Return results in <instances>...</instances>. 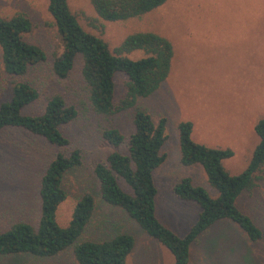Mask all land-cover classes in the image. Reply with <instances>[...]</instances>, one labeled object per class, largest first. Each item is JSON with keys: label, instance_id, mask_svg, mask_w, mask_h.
Here are the masks:
<instances>
[{"label": "rangeland", "instance_id": "obj_1", "mask_svg": "<svg viewBox=\"0 0 264 264\" xmlns=\"http://www.w3.org/2000/svg\"><path fill=\"white\" fill-rule=\"evenodd\" d=\"M47 5V0H0L1 17L23 14L31 20L33 28L24 39L47 55L44 62L29 67L22 77L6 74L0 57V104L10 98L13 83L21 80L34 85L40 94L25 114H39L47 99L57 94L74 105L78 113L74 121L61 127L70 140L63 150L21 129L8 128L0 133V232L19 221L36 224L40 177L59 151L79 149L83 160L79 168L65 176L68 197L57 209V224H68L76 202L84 194L95 197L96 208L85 232L66 251L45 259L0 256V264H74L73 248L80 242L110 239L122 233L130 234L135 242L126 264H173L172 255L123 210L99 200L93 169L112 150L100 131L115 127L126 139L133 128L131 113L103 117L92 112L80 60L67 79L53 74V54L60 51V39ZM68 5L84 30L101 36L111 47L139 31L159 34L173 46L167 80L139 104L155 121L166 118L167 140L162 148L165 162L153 174L156 217L164 227L183 237L200 210L194 203L176 199L171 192L173 185L188 177L211 195L215 192L199 166L181 165L176 126L191 122L194 142L230 149L233 157L223 162L230 175L246 168L258 143L253 127L264 118V0H169L139 19L115 23L99 20L90 0H68ZM124 81L123 75L115 79V101L124 95ZM236 206L259 227L261 239L251 242L236 224L218 222L192 244L189 264H264V170L257 174L254 187L239 196Z\"/></svg>", "mask_w": 264, "mask_h": 264}, {"label": "trees", "instance_id": "obj_2", "mask_svg": "<svg viewBox=\"0 0 264 264\" xmlns=\"http://www.w3.org/2000/svg\"><path fill=\"white\" fill-rule=\"evenodd\" d=\"M168 1L90 0V4L99 20L115 23L139 19ZM47 3L60 39V51L53 54V74L58 79H67L80 60V74L92 112L103 117L131 113L133 128L126 139L115 127L100 131L101 138L112 148L105 161L96 163L93 169L101 203L123 210L146 235L172 255L173 264H189L192 244L221 221L236 224L251 242L260 240L261 230L237 208L236 202L244 191L254 187L257 174L264 170V118L253 127L258 143L246 168L237 175H230L223 166L224 161L233 157L230 149L196 143L191 138L192 123L177 124L181 165L199 166L215 195L188 177L174 184L171 189L174 197L194 203L200 210L188 233L183 237L175 235L158 220L155 208L157 189L153 174L165 162L162 148L167 140L166 118L155 121L139 104V100L151 97L167 80L174 56L171 42L159 34L139 31L111 47L101 36L83 29L71 12L68 0H47ZM32 28L31 20L23 14L8 19L0 16V57L6 74L22 77L29 67L47 59L41 47L24 39ZM133 55L139 57L132 58ZM118 75L125 77L124 95L115 101ZM39 97L34 85L15 81L10 98L0 104V133L17 128L57 149H66L70 140L63 135L61 127L76 119L75 106L57 94L47 99L39 114H25L24 110ZM82 160L79 149L55 154L40 177L36 224L19 221L0 232V256L30 255L45 259L74 246L93 218L95 197L84 194L76 202L65 227L57 224L56 212L68 197L65 176L79 168ZM134 244V238L128 233L105 240L83 241L73 248L74 264H126Z\"/></svg>", "mask_w": 264, "mask_h": 264}]
</instances>
